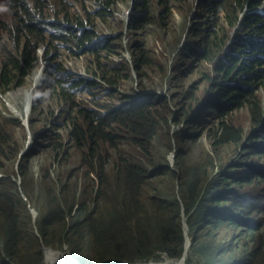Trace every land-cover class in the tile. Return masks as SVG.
<instances>
[{"label": "clouds", "instance_id": "1", "mask_svg": "<svg viewBox=\"0 0 264 264\" xmlns=\"http://www.w3.org/2000/svg\"><path fill=\"white\" fill-rule=\"evenodd\" d=\"M151 1L129 0L131 19L128 26L130 30L145 29L151 24L149 20L150 13L148 12V6L151 4ZM167 1L158 0V3L167 5ZM195 2L198 4L201 12H203V20L202 23L198 22L190 28V34L187 37L188 45L181 51V55L182 57L186 56V58L192 57L204 60L212 65V69H210L205 77L206 87L204 90L199 92L197 89V92L202 97V100L197 102L199 106H193L197 99L196 93L192 90L185 91L182 107L175 111L171 115L172 117H169L168 122L166 121L167 116L164 113V110L168 107V103L163 96L157 93L142 92L135 97H123L116 105L93 103L94 106L103 112L89 109L87 105L82 104L81 95L87 94L89 89L94 90L96 87L104 89L111 99L114 96H121L119 84L122 81L124 70L128 67L122 58L114 60L106 56L103 58V61H100L98 58L93 63L94 72H89L93 77H79L77 80H72V75L66 73L60 63L56 62L58 50H63L74 58L84 56L97 58L101 52L108 54L111 52L110 44L104 37L112 38L114 34L100 37L96 31V18L101 20L103 18L102 13L109 12L108 8L112 5L109 0H76V3L72 5L68 12L65 9L61 19H55L48 11H43L44 16L41 10H38L37 18L34 21L37 22L36 30L38 36L33 35L34 40H29V43L40 41L35 45L24 46L23 38V42L19 43V47L16 48L17 59H13L11 56L8 58L7 63L1 65L0 95L6 97L11 109L16 110L18 114L17 119L13 121V126H27L34 102L44 96L40 88L44 65L47 63L51 64L57 77L49 84L47 93L58 103L61 112H64L68 116L67 124L69 131H67V136L74 143L75 148L77 141L89 130L90 123L87 118L89 115L97 113L101 117H107L110 114L116 113L121 108L134 112L147 101L145 97L148 96H151L150 100H148V106L155 104L162 110L164 121L168 124L169 131L171 125L179 124L180 119L184 115L185 118L182 125L184 126V131L188 128L194 129V127H199L201 119L197 121L192 120L196 119L198 115L206 118L207 116L204 114L208 111L211 112L215 122L209 125V129H206L204 134L196 137V140L204 144L207 143L209 146V151L204 153L202 159L193 161L188 158L189 150L183 146L178 150L169 147V152H171L173 158L179 153L184 159L190 161L191 165H195L201 169L203 181L200 185L201 191L198 197L200 212L204 213L206 221L214 224L221 219L223 210L235 213L232 203L240 202L246 203L248 206L252 205V202L248 201V198L241 196L242 193H245L246 188L261 193L255 194L257 201L264 199V170L255 168L251 164L254 160H262L264 158V103L262 101V94L264 93V35H261L259 32H254L253 34L248 32L244 34L243 32L236 33L238 25L247 16H257L260 18L261 23L264 24V0H259L258 3H255V0H245V3L242 0H196ZM92 5H95L96 8L93 9ZM220 6L222 7L221 9ZM71 11L81 12L82 17L76 15L73 18L70 14ZM228 18L235 19L232 25L228 24ZM206 22L207 24H205ZM206 25L208 29L205 28ZM257 27L260 28L261 24H258ZM227 29L230 30L231 35L226 33ZM180 35L183 37L184 32L181 31ZM26 49L27 53L24 54ZM145 53L144 44H138L136 52L131 54L133 66L131 70L134 73H137L141 66L150 65L157 61V59H154L155 61L150 62L144 57ZM215 59H217V63L214 62ZM9 67H11V71L8 70ZM3 71L4 73H2ZM34 76L38 77V81L31 88ZM26 82L28 84L27 87L17 92L11 91L10 87L17 89L22 87ZM26 89L29 90V94L20 97L19 103L14 106L8 96L20 93ZM89 94L88 96H94L92 93ZM25 97L26 99L21 108V101ZM144 109L146 110V108ZM186 109L189 110V113H186ZM240 111L245 112L243 117L233 115L234 112ZM160 125L156 131L161 130ZM169 131L168 135L170 134ZM4 133L6 131H2L0 128V169L4 168L1 158H5V151L9 148L10 144V139ZM178 133L170 134V138L173 143L183 144L185 137ZM155 140L157 138L153 139L151 144ZM11 144L15 146L14 141ZM106 147L107 145H98V151H103ZM56 152L55 149H51L48 152L49 158L53 162L57 155ZM75 152L79 156L77 149ZM228 152L235 156L236 160H241L242 163L234 166L230 165L225 156ZM79 163L81 166H84L81 160ZM236 169L244 170L247 174L237 173ZM87 170L90 171L88 167ZM19 174L24 182L30 178L27 169L20 168ZM63 176L64 174L61 172L59 181L54 182L49 168H44L43 198H57L61 204V199L59 198L67 195L71 186V182L65 180ZM216 176L218 179L214 183L213 193L211 189L206 191L207 185ZM223 183L228 185H223ZM245 184L249 185L243 187ZM16 189L17 185L15 181H12L10 178L1 180L0 200L3 199L2 195L10 192L14 196L10 200L20 206ZM83 189L81 191L78 189L75 196L77 197ZM211 194L215 198H218V200L222 199L226 201V203L213 205L215 202L213 201L210 204L206 197L210 199ZM90 203L92 201L88 200V205ZM89 208H91L90 205ZM218 209L219 218L217 217ZM178 214L177 212L176 218L180 223L183 238V252L180 257L182 258L186 257L187 252L196 244L195 240L198 237H195L194 240L191 239L188 225V229L185 230L182 227ZM210 215L212 217L206 218V216ZM260 220L263 222L262 219ZM200 227H204L201 230V235L206 231H212V228H209L206 224L201 226L199 223ZM42 229L44 228L40 227V230ZM40 230H38V233ZM36 238L40 242V250L44 246L50 245H45L42 238ZM227 241L229 243V240ZM232 241L229 243L230 246L233 243ZM234 242L236 241L234 240ZM68 243L61 241L58 245L62 246ZM69 245L73 249V245L71 243ZM162 255L171 260L180 259L170 258L165 253H161L158 261L149 259L147 262H121L117 264H161L164 260ZM79 258L80 254L76 258L78 261L74 260V262L82 264Z\"/></svg>", "mask_w": 264, "mask_h": 264}, {"label": "rangeland", "instance_id": "2", "mask_svg": "<svg viewBox=\"0 0 264 264\" xmlns=\"http://www.w3.org/2000/svg\"><path fill=\"white\" fill-rule=\"evenodd\" d=\"M16 1L18 0H0V69L1 65L8 62L9 57L12 56L13 59H17L16 42L13 43V39L17 40L19 36L15 32V27L19 26L20 18H25V13L14 6L12 2ZM24 1L30 6L27 11L28 15L35 11L38 13L37 11L41 9V13L44 16L43 11H48L55 19H61L65 9L68 12L72 5L76 3V0ZM109 1L112 3L108 8L109 12L102 13V21L96 18V31L100 37L114 34L112 38L104 37L110 44L111 52L109 54L101 52L97 58L91 56L74 58L63 50H58L57 52L58 58L56 62L60 63L66 73L72 75V80H77L79 77H93L89 72H94L93 63L98 58L100 61H103V58L106 56L114 60L122 58L128 65L119 84L120 97L114 96L111 99L104 89L96 87L94 90L89 89L87 94L81 95L82 104L87 105L89 109L102 111L94 106L93 103L116 105L123 97H135L142 92L157 93L163 96L168 103V107L164 110L167 122L169 117L182 107L185 91L192 90L196 93L197 99L193 106H199L197 102L202 100L199 92L203 91L206 87L205 77L210 69H212V65L204 60L192 57L186 58V56L182 57L181 55V51L188 45L187 37L190 34V28L198 22L202 23L203 20V12H201L198 4L195 2L196 0H168L167 5L158 3V0H152L148 6L151 24L145 29L137 31L130 30L128 26L131 19L129 0ZM92 8L95 9L96 6L92 5ZM70 14L73 18L76 15L82 17V13L78 11H71ZM105 17L107 18L105 19ZM38 28L42 29L41 27ZM205 28L208 29V26L206 25ZM181 31L184 32L183 37L180 35ZM226 33L231 35L229 29H227ZM25 35V32L20 34V37H22L20 38V44L23 42V38H26ZM29 38L32 41L34 40L33 35H29ZM138 44H144L146 51L144 57L147 60L151 62L157 59V61L150 65L148 64L149 66H141L139 71L134 73L131 70L133 67L131 54L136 52ZM214 62L217 63V59ZM8 70L11 71V67ZM54 71L51 64L47 63L44 65L40 82V88L44 96L34 102L27 126H13V121L17 119L18 114L16 110L11 109L6 97L0 95V128L2 131H6L4 134L10 139L9 148L5 151V158H1L4 168L0 169V181L10 178L16 182V192L20 200V206L17 207V210L22 216L26 213L30 216L26 231L40 238L42 236L38 233V230H40V227L45 229L41 224V218L48 201V199L43 198L44 168H49L54 182L59 181L61 172L64 174L63 178L71 182L69 193L59 198L62 200L61 202L72 200L78 189L81 191L86 186L94 187L98 183L96 173L93 172L92 174L87 170V167L80 165V158L75 152V145L68 139V116L64 112H61L58 103L47 93L49 84L57 77ZM27 86L26 82L20 88L10 87V89L12 92H17ZM197 89L199 92H197ZM89 93H92L94 96H88L90 95ZM8 98L14 106L19 103V93L9 95ZM25 99L26 97L21 101V108ZM262 101L264 103V93L262 94ZM185 111L189 113V110L186 109ZM204 115L207 117L204 118L202 115H198L196 119L192 120L197 121L201 119L199 127H194V129L188 128L186 131H184V126H182L185 115L180 119L179 124L171 125L170 131L168 124L165 121L161 122L160 131H164V134L168 131L170 134L179 132V135L182 134L185 137L184 143H173L170 134L168 137L160 136L159 139L152 143V148L150 149L152 164H159L163 175L153 176L147 182V185L143 187L141 197L142 212L149 213L154 209L150 205V199L159 200L163 209L167 212H173V215L178 210V217L185 230L188 229V223L194 225L198 220L197 214L193 213V211H190L189 214L184 212L185 205L179 193L178 177L182 170L191 165V162L184 159L179 153L173 158V155L167 149L171 147L178 150L183 146L189 150V156L186 155L188 158L193 161L202 159L204 153L209 151V146L207 143L204 144L196 140V137L204 134L205 130L209 129V125L215 122L211 112L208 111ZM233 115L243 117L245 112H234ZM13 141L15 146L11 144ZM51 149L57 151L54 162L50 160L48 155ZM119 149L124 153L130 152L124 145L119 146ZM109 153L111 155L118 154L113 150H110ZM225 156L232 166L242 163L241 160H236L235 156L229 152ZM251 164L255 168L264 170V158L262 160H254ZM20 168L27 169L30 174V178L25 182L20 178ZM107 169L109 173L110 167L107 166ZM236 172L243 173V175L247 174L246 171L240 169H236ZM109 176L111 178L110 182L113 185L112 176ZM217 179L218 177L216 176L207 185L206 191L211 189L213 193L214 183ZM223 185L228 184L223 183ZM246 185L249 184H245L243 187ZM245 194L255 195L261 193L246 188ZM211 196L210 199L206 197L210 204L213 201H217L213 205L217 203L218 205L221 204L219 201L222 199L218 200L214 195L212 198ZM89 205L91 207L89 208L90 211H97L98 208L104 207L100 203H90ZM217 212V217L219 218V209ZM208 217L212 216H206V218ZM257 218L262 219L263 222L260 228L254 231V235L261 236L264 240V210ZM193 229L194 236L199 237L201 235L199 225L197 224ZM22 231L26 232L23 228ZM241 231L244 235L248 233L244 227L241 228ZM226 240H229V243L233 240L232 244L236 243L231 236V232ZM58 244L59 240L55 239L52 244L42 248L40 264H71L72 261L77 260L76 258L79 257V254H72L73 249L69 243L62 246ZM32 252L34 254L33 258L36 260L35 247ZM162 257H164V260L161 264H166L165 261L167 260L171 261V264H199L198 259L191 250L187 252L186 257H182L179 260H171L164 255ZM237 257L238 255L234 256V261Z\"/></svg>", "mask_w": 264, "mask_h": 264}, {"label": "trees", "instance_id": "3", "mask_svg": "<svg viewBox=\"0 0 264 264\" xmlns=\"http://www.w3.org/2000/svg\"><path fill=\"white\" fill-rule=\"evenodd\" d=\"M242 1L245 3V0ZM258 2L255 0V3ZM12 3L25 13V18H20L19 26L15 27L19 36L17 40L13 39L16 48L22 38L20 34L24 32V46L35 45L40 40L29 43V35L38 36L37 22H34L36 11L28 15L30 6L24 0ZM234 20L228 18L227 22L232 25ZM258 24H261L260 28ZM239 32H259L264 35V24L257 16H247L238 25L236 33ZM150 98L145 97L147 101L134 112L121 108L107 117L97 113L87 117L89 130L77 141L76 149L82 164L90 169L89 172L96 173L98 183L94 187H85L77 197L74 195L72 200L61 204L57 198L48 199L42 219L45 229L39 231L45 245L55 239L71 243L72 253L80 254L79 261L82 264L140 263L149 259L158 261L161 253L170 258L182 256V230L176 218L178 210L173 215V212L163 209L159 200L150 199L154 209L149 213L141 211L143 187L153 176L163 175L161 166L152 164L151 142L160 136L168 137V132L164 134V131H156L160 122L164 121V116L155 104L148 106ZM98 145L107 147L98 151ZM121 145L130 152H121ZM110 150L118 154L111 155ZM167 150H170L169 147ZM107 166L110 167L109 173ZM109 175L112 176L113 185ZM202 181L201 169L195 165L182 170L178 177L179 193L186 214L193 211L199 216L196 224L188 223L191 239L195 238L193 228L197 224L212 228L211 232L206 231L198 237L191 249L199 264H264V240L254 235L262 223L257 217L264 210V199L257 201L255 195L242 193L241 196L248 198L252 205L232 203L235 213L223 210L221 219L212 224L200 212L198 197ZM2 197L0 264H40V242L26 231L28 213L20 215L18 204L10 200L14 197L10 192ZM88 200L103 204L104 207L90 211ZM242 227L248 232L246 235L242 234ZM203 228L200 227V230ZM230 232L236 241L231 246L226 240ZM34 247L36 260L32 252ZM235 255H238L236 262L233 260Z\"/></svg>", "mask_w": 264, "mask_h": 264}, {"label": "bare ground", "instance_id": "4", "mask_svg": "<svg viewBox=\"0 0 264 264\" xmlns=\"http://www.w3.org/2000/svg\"><path fill=\"white\" fill-rule=\"evenodd\" d=\"M179 24V23H178ZM37 81H38V77L37 76H34L33 77V79H32V85H31V88H32V86H33V84H35V83H37ZM29 94V90L28 89H26V90H23L22 92H20L19 93V98L20 97H22V96H24V95H28ZM218 174V173H217ZM216 175V174H215ZM217 202V201H216ZM221 204H224V203H226V201H224V200H220L219 201ZM166 262V264H171V261H169V260H167V261H165ZM71 264H76L74 261H72V263Z\"/></svg>", "mask_w": 264, "mask_h": 264}, {"label": "water", "instance_id": "5", "mask_svg": "<svg viewBox=\"0 0 264 264\" xmlns=\"http://www.w3.org/2000/svg\"><path fill=\"white\" fill-rule=\"evenodd\" d=\"M76 264H79L78 262H76Z\"/></svg>", "mask_w": 264, "mask_h": 264}]
</instances>
